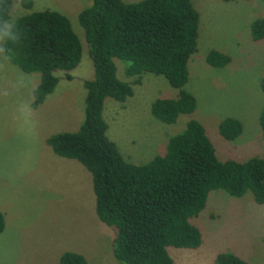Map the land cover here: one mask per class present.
I'll use <instances>...</instances> for the list:
<instances>
[{"label": "rangeland", "instance_id": "obj_1", "mask_svg": "<svg viewBox=\"0 0 264 264\" xmlns=\"http://www.w3.org/2000/svg\"><path fill=\"white\" fill-rule=\"evenodd\" d=\"M33 1L32 9L15 1L7 27L34 10H57L70 19L83 52L79 66L69 72L72 79L57 72L56 90L33 109V90L41 74L14 65L3 50L6 32L0 34V211L6 221L0 264H61L64 252L82 254L89 264H122L113 252L115 229L97 215L91 173L79 161L56 155L47 143L53 134L77 131L84 118V81L92 80L95 71L78 15L93 0ZM192 2L200 14L198 50L190 59L184 89L197 99L194 113L181 114L174 124L158 120L152 103L177 98L179 90L153 73L133 85L134 94L126 102L106 98L108 136L133 164L163 154L169 138L183 132L190 120L204 125L219 160L264 158V39L253 40L251 32L252 23L264 18V0ZM213 49L228 55L230 63L209 65L206 56ZM114 61L119 79L133 84L136 77L127 75L126 63ZM227 117L243 124L242 134L233 141L219 132ZM191 222L202 232V246L170 248L176 264H214L222 252L264 264V205L256 203L251 192L233 197L224 190L212 191L205 209Z\"/></svg>", "mask_w": 264, "mask_h": 264}, {"label": "trees", "instance_id": "obj_2", "mask_svg": "<svg viewBox=\"0 0 264 264\" xmlns=\"http://www.w3.org/2000/svg\"><path fill=\"white\" fill-rule=\"evenodd\" d=\"M0 0V34L6 32L3 50L9 60L26 73H40L31 106L38 109L57 88L64 72L72 79L82 59V42L70 19L53 9L32 11L7 22L14 2ZM231 2L235 0H223ZM32 9L33 0H21ZM84 30L94 78L84 81V118L75 132H61L47 139L60 157L79 161L92 175L96 212L104 224L116 231L113 252L122 264H176L170 248L198 249L201 230L191 222L206 207L212 191L224 190L233 197L253 194L264 205V158L246 162L219 160L216 149L198 120L169 138L165 152L145 164L129 162L109 138L104 117L106 98L126 102L133 85L144 74L164 76L179 90L177 98L157 99L152 114L167 124L181 114H192L197 99L184 87L189 81V62L198 50L200 14L192 0H93L78 15ZM253 40L264 39V18L251 25ZM126 63L134 83L119 79L114 59ZM231 58L211 50L206 62L224 67ZM264 91V77L261 80ZM264 141V108L260 115ZM220 134L229 141L243 132L242 122L225 118ZM6 221L0 211V234ZM61 264H89L76 252H64ZM214 264H251L231 252L218 254Z\"/></svg>", "mask_w": 264, "mask_h": 264}]
</instances>
